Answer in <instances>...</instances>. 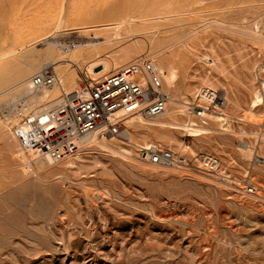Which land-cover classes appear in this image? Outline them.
I'll return each instance as SVG.
<instances>
[{
  "label": "rangeland",
  "instance_id": "obj_1",
  "mask_svg": "<svg viewBox=\"0 0 264 264\" xmlns=\"http://www.w3.org/2000/svg\"><path fill=\"white\" fill-rule=\"evenodd\" d=\"M37 1L0 0V54L12 51L21 38L26 41L19 54L0 59V93L52 64V48L66 54L60 46L33 41L37 34L26 30L48 10L69 11L72 0ZM79 1L81 6L99 7L100 20H111L137 0ZM145 3V11L154 4L182 15L173 17L176 25L167 19L151 20L148 28L135 23L142 30L138 35L122 29L121 40L100 43L96 50L109 54L98 59L110 67L106 74L140 56L158 63L161 56L172 55L178 72L176 92L192 102L207 78L230 98L220 111L229 115L230 127H220L214 117L218 113H211L206 115L209 132L198 137L185 130L174 132L191 148L153 139L185 155L190 162L186 166L143 160L137 146L124 144L132 150L124 156L91 141L78 151V168L63 169L75 155L59 162L50 158L53 167L42 168L35 152L19 151L7 125L19 93L29 92L13 87L0 95V264H264V102L254 113L248 109L255 90L261 89L264 99V0ZM56 38L55 44L82 39L70 31ZM135 43L140 44L130 57H123ZM87 58L76 69L79 83L85 74L106 75L95 73ZM128 119L127 130L135 132ZM116 138L112 141L120 143ZM202 153L220 158L221 175L198 167L196 158ZM249 180L257 185L255 193L244 189Z\"/></svg>",
  "mask_w": 264,
  "mask_h": 264
},
{
  "label": "bare ground",
  "instance_id": "obj_2",
  "mask_svg": "<svg viewBox=\"0 0 264 264\" xmlns=\"http://www.w3.org/2000/svg\"><path fill=\"white\" fill-rule=\"evenodd\" d=\"M32 1L38 3L37 0H32ZM88 1H90V0H87V2ZM81 2L82 1H79V0H72V4H71V5H73L72 7L69 3V5L71 7V8H69L70 10L67 12H65V11L64 12L61 11L59 13L55 12L56 13L55 17L52 16V13L53 14H55V13L54 12L50 13V10H48L46 12L45 17L40 16L37 19V22H35L36 26H34V27L29 26V28L26 30L29 32L28 35H31V32H32V34L33 33L37 34L36 37L33 38V41H35V42L45 41V43H47L49 45H56L58 48L60 46V48H62V50L66 54H64L62 52H58L56 49H53V48H52V51L50 50L51 54L53 55V60L51 63H52V65L53 64L56 65V67L59 70L57 73L55 67L53 66V68L55 69V74H56L55 75L56 81H55V83H53V85H51V86H37L34 84V82L32 80V76H33L32 75L30 77V79H23L22 81H19L16 85L9 88L10 90H12V89H14L13 87L23 86V88L25 90L29 91V92H27V94H22L23 92L19 93V94H21V97H24L27 99V101L23 103V110L24 111H27V112L28 111H34L36 113H40V111H43L44 109L46 110L49 107L54 106L55 104L60 102L63 99V97H64L63 95L65 93H69L71 91H74L75 89H78L81 86V83H79L77 81V77L80 78V76L78 75L76 69H80L78 67L81 64V60L85 58V61H86V58L88 56H91L94 59L95 58L97 59L96 61L90 60L91 62H89L88 58H87L88 62H86L87 64L92 65V69L94 70V72L98 73V74L103 73V75H104V73L106 74V72L108 70H110V67L108 65L104 64L103 62L98 61V59H100L104 56L109 57V54H107V53L101 54L100 53L101 50L99 52L98 50H96V48L99 45H102L100 43H103V45L104 44L109 45L116 39L121 40V38H122L121 33L122 32H120V31H122V29L127 30L128 33L130 32V35H138L139 32H141L142 30L140 31V29H137L138 27H137V25H135V23L140 22L141 24H147V25H145V27H147V26L150 27L149 23L151 20L155 21L156 19L157 20L158 19H167V20L171 21L170 25H171V23L176 25L175 23H178V22L175 21L173 19V17L182 15L181 14L182 12L177 10V9L173 10V9L167 8V7H166V9H164V8L160 9V8H157V6L154 4L151 5L149 10L145 11L144 10L145 5H146L145 0H137V1H134V3L130 0L129 2H130V4L132 2V4L131 5L127 4V6L124 5L122 10L118 14V17H116L115 19H111V20H108L105 18L100 20L99 14L101 12V9L99 7H95V5L92 8L85 6V5L81 6L80 5ZM84 4H86V3H84ZM46 8L50 9L49 5H47ZM60 10H62V9H60ZM0 17H1V19L4 18L3 15L1 14V12H0ZM141 24H140V26H141ZM134 25L137 28H135ZM141 28H143V26H141ZM98 29L106 30V32H102V31L98 32L97 31ZM64 31H70V32L78 33V37H82V39H80V40L78 39V42L72 41L74 43V46L68 45L67 42L64 44H62V43L61 44L60 43L55 44V41L58 40L56 38V34H60L61 32H64ZM148 31L150 32V29ZM191 31H193V30H191ZM35 32H37V33H35ZM127 32H125V33L128 34ZM194 34H195V32H194ZM123 38H125V37L123 36ZM99 39H102V41L98 42ZM139 44L135 43L132 45V47L126 48L123 51L122 56L123 57H130L131 50L135 49L134 47L139 46ZM25 47H26V41H25V39L21 38V42L19 41L16 44H14V49L13 50L11 49L12 51L4 53V54L1 53L3 55L0 54V59H2L4 56H8L11 54L15 55L19 49H23ZM18 54H19V52H18ZM18 54H17V56H18ZM85 55H88V56L84 57ZM171 56H169V57L161 56L158 63H156L154 60L161 76L163 77L162 79H164V81H165L164 90L168 94L167 108L162 115L158 116V117L163 116V118L155 120V121H149L148 119H146L145 116H143L142 112L136 111L135 108H136L137 104L132 103V104L126 106L125 108H123L119 112L120 114H124V118H129L128 121L134 123V125L136 126L135 132H133V131L131 132V131L127 130V136L125 137V138H127V140H122L120 138L118 139V138H116L117 136H111V137L106 136V137L100 138V136H98L96 133H93L89 136H85L82 139V143H83L82 146L85 143H89L91 141H97L104 148H110L113 151L119 152L124 156H129L130 154H132V150L129 147L124 146V144L148 148V147L156 144V143H153L154 138H163L165 140H169L172 142H178L180 145V148L184 147V146L186 148H189L190 146L183 143L180 139H178L175 136L174 132L176 130L177 131L178 130L179 131L185 130L187 132V135H191L194 137H198V136L210 131V127L208 126L209 124L207 122H204L203 120H201L199 118L200 114L197 112L198 109L194 110V106H196V104L198 103L199 104L198 106H201L202 108H204L203 113L205 115L211 114L210 113L211 111L206 109L207 105L204 103V99H205L206 95L203 93L200 94V91L203 87L204 88H213L214 86L212 85V83L208 82L207 78H206V80L204 79L205 81L201 78L204 81L203 83L205 86H202L200 89H198V91L195 95V99L192 102L188 101L187 99H184L185 97L183 95H182L183 96L182 97L180 94H178L176 92L177 91L176 86H177V80H178V72L176 69L175 60ZM137 58H149V57L140 56ZM134 59H136V58H134ZM211 59L209 58V60H211ZM215 63H216V61L213 60V62L211 61L210 64L213 65ZM215 66H217V65H215ZM42 67L40 68V70L42 69ZM100 67H101V69H98ZM70 68L73 71H71ZM74 69H75V71H74ZM40 70H38L37 72H39ZM220 70H223V69H220ZM87 73H88V71H87ZM86 77H88V76H86ZM92 78L96 79L97 77H95V78L92 77ZM83 80H86V79H83ZM80 81H81V78H80ZM263 84H264V82H263ZM9 89L7 88V90H9ZM24 89H23V91H24ZM260 90L259 89L255 90L256 93H255V95L253 94L254 99L253 100L251 99L252 102L249 105L250 108H248V109H250L249 111H251L253 113H254L253 110L258 108L260 106V104L264 102L263 95H262L263 93H261ZM5 91L1 92L0 95H4V94L9 92V91L5 92ZM198 95H201L202 101L197 100ZM225 95H226L227 100H229L230 98H228V94L226 92H225ZM32 100L36 104L35 103L33 104ZM36 101L39 102L40 104L37 103ZM235 101H236V98H235ZM228 102H230V101H228ZM232 102H234V101H232ZM35 105H39V106H35ZM228 105H229V103H228ZM195 116L200 121H198V119L196 120ZM10 117L11 116L7 115L6 120L8 121V118H10ZM158 117H154V118H158ZM214 117L217 118L216 120H218L219 125H221L220 127L225 128V130L230 127L229 115L227 114L225 109L223 110V112H219L218 114H216V116L214 115ZM7 125H9L8 122H7ZM10 132H11V130H10ZM11 135L13 136L14 140L17 142V139L15 138L14 134L11 133ZM115 138L118 139V142H120V143H117L116 140H115V142H113L112 140ZM17 144H18V142H17ZM18 146H19V144H18ZM19 151L22 154H27V153L23 152L20 149V147H19ZM31 153H34V152H31ZM35 153L37 154V162L42 168H48L52 164H54L55 162L60 161V160H55L52 157L47 156V155H39L37 152H35ZM30 154H28V155H30ZM208 154H211V153H208ZM46 156H47V158H46ZM75 156L78 158L76 159V157H74L73 160L71 159V160L67 161V163H65L64 167L62 164L64 171L67 172L68 170H73L74 168L79 167L80 162L78 159H79L80 153L78 152L77 155H75ZM50 158L52 160H54L55 162L51 163L52 160ZM184 166H186V165H184ZM51 167H53V166H51ZM83 167H85V164ZM198 167H199V165H198ZM58 169H60V168H58Z\"/></svg>",
  "mask_w": 264,
  "mask_h": 264
},
{
  "label": "built area",
  "instance_id": "obj_3",
  "mask_svg": "<svg viewBox=\"0 0 264 264\" xmlns=\"http://www.w3.org/2000/svg\"><path fill=\"white\" fill-rule=\"evenodd\" d=\"M67 44L74 46L72 41ZM55 75L53 65L45 64L33 74L32 80L37 86H51L56 81ZM84 79L78 89L65 93L60 102L40 113L24 111L23 103L27 101L24 97L13 104L7 114L11 116L8 118L9 129L23 152H37L55 160H64L76 155L83 147L82 139L93 133L100 137L125 138L128 126L124 114L119 112L126 106L136 103V111L150 118L162 115L167 108L168 94L152 58H136L100 78ZM202 93L206 95V109L212 114L219 113L228 104L224 91L203 87ZM197 100L202 101L201 95ZM198 105L194 110L198 109L199 118L207 122L204 108ZM138 151L140 158L151 163L172 166L190 163L185 155L160 144L140 147ZM196 160L202 170L221 175L218 156L202 153ZM244 189L255 193L256 185L249 180Z\"/></svg>",
  "mask_w": 264,
  "mask_h": 264
}]
</instances>
